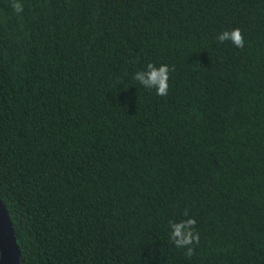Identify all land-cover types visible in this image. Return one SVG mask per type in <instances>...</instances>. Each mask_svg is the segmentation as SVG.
<instances>
[{"label": "trees", "instance_id": "obj_1", "mask_svg": "<svg viewBox=\"0 0 264 264\" xmlns=\"http://www.w3.org/2000/svg\"><path fill=\"white\" fill-rule=\"evenodd\" d=\"M13 2L0 199L20 264H264V0ZM236 28L243 49L216 40ZM148 63L174 67L166 96L133 78ZM188 218L191 258L168 227Z\"/></svg>", "mask_w": 264, "mask_h": 264}, {"label": "clouds", "instance_id": "obj_2", "mask_svg": "<svg viewBox=\"0 0 264 264\" xmlns=\"http://www.w3.org/2000/svg\"><path fill=\"white\" fill-rule=\"evenodd\" d=\"M11 7L16 13L23 11V4L19 0H14ZM216 40L219 43H230L236 49L244 48V37L240 29L225 30L221 32ZM168 65L155 66L153 63H148L146 69L137 71L134 74V79L139 82L145 89L155 90L157 96H166L168 94V80L170 71H174ZM187 216V212L183 213ZM168 227L171 229L170 239L178 249H185L184 255L191 258L194 255L193 245L199 243V232L195 231V220L188 218L180 220L177 223L168 222Z\"/></svg>", "mask_w": 264, "mask_h": 264}, {"label": "water", "instance_id": "obj_3", "mask_svg": "<svg viewBox=\"0 0 264 264\" xmlns=\"http://www.w3.org/2000/svg\"><path fill=\"white\" fill-rule=\"evenodd\" d=\"M0 264H20V251L8 212L0 199Z\"/></svg>", "mask_w": 264, "mask_h": 264}]
</instances>
